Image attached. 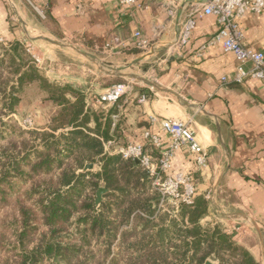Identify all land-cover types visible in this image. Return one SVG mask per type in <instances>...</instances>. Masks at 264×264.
Here are the masks:
<instances>
[{
  "label": "crops",
  "instance_id": "crops-1",
  "mask_svg": "<svg viewBox=\"0 0 264 264\" xmlns=\"http://www.w3.org/2000/svg\"><path fill=\"white\" fill-rule=\"evenodd\" d=\"M33 2L44 18L22 0H0V42L6 46L29 42L44 61H50L46 74L53 82L65 80L73 88L79 80L94 86L96 82L95 92H83L86 108L101 113L104 124L111 117L112 131L119 126L120 145L143 142L146 130L158 132L152 118H192V128L208 153V166L198 171L183 150L177 153L171 174H190L199 199L211 194L203 224L222 226L258 264H264V86L255 80L231 82L239 66L236 57L208 44L218 31L216 19H197L189 43L179 47V34L190 19L193 2H185L171 16L169 0H140L125 8L119 0ZM241 26L244 44L264 54V12L247 14ZM138 30L151 42L147 53L130 51ZM31 31L51 41L69 42L80 67L73 65L77 60L70 56L67 73L58 76L51 63H58L59 53L47 50L44 45L50 42L41 37L32 40ZM153 63H160L156 73L151 71ZM39 68L46 72L44 65ZM76 70L80 79L74 75ZM89 73L95 78L88 80ZM225 77L227 84L221 81ZM107 78L131 83L128 94L112 106L95 102L108 91L101 85ZM142 94L148 95L144 104L139 103ZM112 107L116 113L109 116ZM90 126H95L93 121ZM236 227L241 231H235Z\"/></svg>",
  "mask_w": 264,
  "mask_h": 264
},
{
  "label": "trees",
  "instance_id": "trees-1",
  "mask_svg": "<svg viewBox=\"0 0 264 264\" xmlns=\"http://www.w3.org/2000/svg\"><path fill=\"white\" fill-rule=\"evenodd\" d=\"M33 85L59 113L45 129L0 122V144L7 145L0 146V203L16 202L12 235L0 226V256L8 255V264H258L222 226L202 223L207 201L181 205L176 217L160 209L143 169L105 153L104 143L121 135L111 117L104 124L86 108L83 92L48 80L21 44L0 42V112L16 114L20 95ZM88 164L99 169L83 172ZM101 188L107 192L97 205ZM6 235L15 239L9 248Z\"/></svg>",
  "mask_w": 264,
  "mask_h": 264
},
{
  "label": "built area",
  "instance_id": "built-area-1",
  "mask_svg": "<svg viewBox=\"0 0 264 264\" xmlns=\"http://www.w3.org/2000/svg\"><path fill=\"white\" fill-rule=\"evenodd\" d=\"M40 17L44 18L43 11L35 6L33 0H26ZM140 0H119L122 8L137 5ZM185 2H193L189 6L191 15L188 22L179 34L178 46L184 47L189 43L191 33L196 26L197 19L214 17L218 31L208 44L219 45L224 53L233 54L239 66L231 82L243 84L255 80L264 86V54L244 44V35L241 21L247 14L259 15L264 12V0H169L168 14L173 15ZM135 47L143 53L149 52L151 42L144 37L140 30L134 34ZM106 49H111L109 45ZM33 49V48H32ZM28 52L32 53L31 48ZM34 61L41 66L42 60L33 54ZM251 65L250 69L246 65ZM222 83L228 79L222 78ZM131 90V84H118L110 87L106 94L95 100L97 104L109 106L126 96ZM148 101V95L142 94L139 103ZM153 125H159V131L146 130L143 133V142L120 145L115 141L105 142L104 150L108 155H118L123 160L139 161L140 167L151 179L152 188L160 197L159 208L168 212L171 208L174 217L177 216L180 206H193L199 198L194 179L190 174L177 173L172 175L173 161L178 152L185 150L195 162L198 171L208 166V153L198 141L196 132L192 128L193 119L152 118ZM24 129H34L31 119L19 122ZM151 148L148 149V148ZM157 153V155H155ZM211 194L205 195L209 201ZM240 232L241 228L236 227Z\"/></svg>",
  "mask_w": 264,
  "mask_h": 264
},
{
  "label": "rangeland",
  "instance_id": "rangeland-1",
  "mask_svg": "<svg viewBox=\"0 0 264 264\" xmlns=\"http://www.w3.org/2000/svg\"><path fill=\"white\" fill-rule=\"evenodd\" d=\"M23 3L25 5H27L28 7H30V4L27 3L26 0H22ZM31 8V7H30ZM32 9V8H31ZM34 10V13L40 17V15H38L37 11L35 9ZM29 36L32 40H40L39 38L40 37H46L44 36L43 34H41L40 32H34V31H31L29 33ZM48 38V37H46ZM52 39V38H50ZM49 39V40H50ZM53 40V39H52ZM29 41V40H28ZM56 45L54 44H48L46 43L44 46L47 50H50V51H54V50H57V52L59 53V59H58V63H55V64H52L51 65L53 66V70L54 72H56V74L58 76H65V73H67V70L65 69V63H70V61H72V59H69L70 56L74 57V60H77L76 63H74L73 65L74 66H78L80 67V64L78 63V61L80 60L79 57L75 56V54L70 51V47H69V42H63V41H56L54 40L53 41ZM25 45H22L25 53L28 54V56L30 57V59L34 62L35 66L40 70V72L47 78V71L49 73V65H50V61H47L48 59H46L44 61L43 57L41 55H38L35 51V49H32L33 46L30 45L29 42H25L24 43ZM40 44H44V43H40ZM31 48L32 50V53L31 52H28V49ZM33 54H35V56H38V58H40L42 60V65H44V68H46V72L44 70H42L41 66H38L35 61H34V57H33ZM44 63V64H43ZM159 64L160 63H153L150 65L151 67V71H154L156 73V71L159 70ZM98 67V65H96ZM89 69H95V67H92V66H88ZM75 69V68H74ZM93 69V70H94ZM74 74V73H73ZM75 77L77 79H80V75H79V71L76 70V73L74 74ZM149 77H152V72L151 74L149 75ZM92 78H95L94 75H92L91 73H89V77H88V80H92ZM48 80H50L51 82L52 81V77L51 78H47ZM116 82V81H119V79H110V78H107V79H104L103 82L101 83V85L103 87L107 86V84L111 83V82ZM66 81L65 80H62L61 81V84H66L65 83ZM122 83L124 84H127L128 82L124 81V80H121ZM92 83L90 84H86V83H82L81 84V81L79 80L78 82H75L74 86H76V88H74L75 90H78V91H81V92H84V91H87V89H89L91 92H95L97 90V86H96V82L94 83V85H91ZM128 84H131V83H128ZM96 95V94H95ZM22 97V101L21 103L19 104L18 108H17V111H16V114L10 116V118L7 117L6 112L5 111H2L0 112V122L4 123V122H9L8 120L12 121V122H9V125L10 126H20L19 125V122H23L25 119H31L32 120V123H33V128L34 129H44L46 128L47 126H45L46 123H50L52 117H54L55 115H58L59 113V109L50 101H47L45 98H46V95L41 92V89L37 86V85H33L32 87H29L27 89H25V91L20 95ZM55 107L57 108L56 110V113L54 114V110H55ZM99 114V113H98ZM100 115H102L100 113ZM38 124V125H37ZM1 126V125H0ZM21 127V126H20ZM22 128V127H21ZM23 130L27 131V129H24L22 128ZM29 130V129H28ZM33 130V129H31ZM7 131H11L10 128L7 129ZM0 146H7L6 145V142H2L0 144ZM0 154H2V150H0ZM97 166L94 167V171H97ZM32 185L30 186H26V187H23V190H27L28 188H30ZM16 202H11L10 206H7V205H2L0 203V226H4L6 228V231L3 233V234H8V235H12V231H11V226L14 224V215H15V211H16ZM10 229L9 231L7 229ZM11 232V233H10ZM1 235V234H0ZM4 236V235H3ZM4 241H5V244L7 245V248L11 247L12 245H8V244H12V241H14V237L13 236H10V237H7V235L3 238ZM9 259V256L8 255H1L0 256V264H8V260ZM12 262V260H10V263ZM214 264H218L217 261H212Z\"/></svg>",
  "mask_w": 264,
  "mask_h": 264
},
{
  "label": "water",
  "instance_id": "water-1",
  "mask_svg": "<svg viewBox=\"0 0 264 264\" xmlns=\"http://www.w3.org/2000/svg\"><path fill=\"white\" fill-rule=\"evenodd\" d=\"M41 39L45 40V41H48L52 44H55L53 41L47 39V38H44V37H41ZM56 45V44H55ZM138 166L140 165L139 161H136L135 162ZM94 170V164H88L85 166L83 172H87V171H92ZM107 190L104 189V188H101L98 192H97V199H96V204L97 205H100L102 200H103V195L106 194ZM206 264H214L212 261H207Z\"/></svg>",
  "mask_w": 264,
  "mask_h": 264
}]
</instances>
